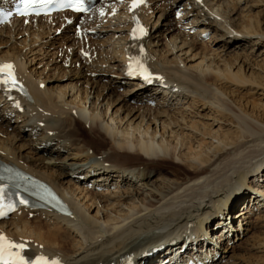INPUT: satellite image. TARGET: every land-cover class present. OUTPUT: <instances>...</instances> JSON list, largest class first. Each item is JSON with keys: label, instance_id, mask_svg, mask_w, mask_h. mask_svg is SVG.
Here are the masks:
<instances>
[{"label": "bare ground", "instance_id": "1", "mask_svg": "<svg viewBox=\"0 0 264 264\" xmlns=\"http://www.w3.org/2000/svg\"><path fill=\"white\" fill-rule=\"evenodd\" d=\"M250 2L144 0L133 8V0H97L105 10L84 20L66 14L1 27L0 63L14 65L30 96L0 87V160L52 184L74 214L21 209L0 222V234L33 257L63 264H143L160 254L152 249L169 243L173 251L175 241L227 210L213 220L226 233L215 230L207 242L212 261L264 264L261 255L251 261L233 246L220 248L264 224V122L245 111L237 93L264 91V62L247 67L216 49L197 52L207 47L206 32L224 49L241 46L240 36L251 49L259 45L264 29L254 27L262 21L248 15ZM178 8L189 20L181 30L170 16ZM134 58L157 75L153 85L129 75ZM57 73L67 85L48 86ZM167 160L185 172L161 173Z\"/></svg>", "mask_w": 264, "mask_h": 264}, {"label": "rangeland", "instance_id": "2", "mask_svg": "<svg viewBox=\"0 0 264 264\" xmlns=\"http://www.w3.org/2000/svg\"><path fill=\"white\" fill-rule=\"evenodd\" d=\"M250 4H253V5L250 7V9L248 11L250 13L248 15H251L252 17H258L257 15H260V17H258V19H259L258 21H262V23L260 25L261 27L260 26H257L256 22L255 23L253 22V21H256V20H253L252 22L254 23V27H256L258 29L260 28V30H263L264 29V25H263V22H264V0H251ZM248 12H246V14ZM170 16H171L172 20L175 18L174 15L172 16V14H170ZM173 23L176 24V26L178 25V22L177 21L174 22V20H173ZM177 29H178V27H177ZM260 33L263 34L261 31H260ZM211 35L213 37V33ZM237 39L241 41V46H232L231 45V46H229V48L227 47L225 49L222 47L223 44L222 45H219V41L217 42L218 44H216V43H214V44L213 43H209L211 41V39H210L208 41H205V42H207V47H206L207 49L204 48L203 51L200 52V50H199L197 52H198V54H201L202 55L203 52H207L208 51L210 53V51L212 49L213 50L216 49V50H219L220 51V52L219 51L218 52L221 55H226V56L227 55H234V56L231 57V58L234 57L233 60H236V61H239L240 59L241 60H245L246 62L244 61L243 63L247 67H249L248 64H251L253 62L254 63H256V62L263 63L264 62V55H263L264 54V51H263L264 50V38H262L259 41V43L260 42L261 43L259 45L255 46L254 49H251V48H249L247 46V43H246V40L247 39L245 37H241L240 36V37H237ZM257 39H259V38H257ZM164 41H163L162 47L167 49L168 46L165 44L166 41H165V43H164ZM164 45H165V47H164ZM216 47H218V48H216ZM166 49H164V50H166ZM234 52H235V54H234ZM77 68H79V66ZM59 75H62V74L57 73L56 75L54 74L53 76H51L50 80L49 79L47 80L48 86H51V87H57V86L64 87L65 85H67V83L69 82V79L66 77L65 79H63L61 81V80L58 79ZM54 78H56V79H54ZM63 81H64V83H63ZM57 82H58V84H56ZM65 82H66V84H65ZM104 83H107V81H104ZM123 89H125V87L118 89L117 90L118 91L117 93L118 94L123 93L122 92ZM237 91L236 92L239 94V96L241 97V99L243 101L244 100L246 101L245 102L246 108H244L245 111L250 116H252L253 119H256L257 121H260V122L263 123L264 122V109H261V110H259L258 108L257 109H253V105L252 104L258 103V104H260V106L261 105L264 106L263 105L264 104V91L263 90H258L257 88L251 89L250 87L248 89H245V90L244 89H238ZM237 93H236V95L238 96ZM235 99L236 100H239L240 98L236 97ZM239 101H237V102H239ZM176 102L177 101H175L174 104ZM247 102H248V104H247ZM202 112L205 113V114H207V111L205 112V110L202 111ZM212 117H214L213 114L211 115V118ZM57 126L61 127V129H64V127H62L61 125H57ZM78 128H80L79 131L82 132V133L80 132L82 135L79 134L80 140L83 139L82 142H84L89 137V133H88V131L86 129L83 128L82 123L81 124H78ZM10 131H12V129H10ZM94 135L97 137L98 140H100V138H101L100 136H98L96 133H94ZM158 170L161 173H163V174L164 173L171 174V173L177 172V171L185 172V169H184L183 166H181L179 164H175L174 162H171V161H168V160L167 161H164V162L160 161V166H159ZM253 193H255V191L250 192V194H253ZM240 209H236L232 213V215L230 216V218L232 220H236L234 218V215ZM254 212L256 214H258L257 213L258 211L255 210ZM218 216H219V214H218ZM217 217H215V218H217ZM243 227L244 226H236V225H234V227H233L232 224H231V228H234V229L235 228L236 229L237 228L243 229ZM246 228H250V227H246ZM235 240L234 241H231V242H233L232 245H231V242H229V243H227V241L224 242V244L220 245V248L226 249L227 246H233L235 248V254L236 255H242V254H243V256H246L247 255V258H249V257L252 258L251 261L252 260H256L257 258L260 259V255H261V259H262L261 261H264V224L262 222L258 226H254V227L251 226L250 231L248 233L247 232H244V234L241 235V239H235ZM258 243H261L260 245H262V246L260 247L259 250H256L254 248L259 245ZM217 252H220V251L217 249ZM230 258H231L230 259V262L231 263H234L233 261H237V259L235 257H233V256H231ZM215 259L216 260H213L211 264H215V263H219L220 262V261H217L218 258H215ZM228 260H229L228 258L223 259L220 264H226L228 262Z\"/></svg>", "mask_w": 264, "mask_h": 264}, {"label": "snow or ice", "instance_id": "3", "mask_svg": "<svg viewBox=\"0 0 264 264\" xmlns=\"http://www.w3.org/2000/svg\"><path fill=\"white\" fill-rule=\"evenodd\" d=\"M143 2H144V0H133L132 7L135 8V7H137L139 4H141ZM68 4H69V6H72V0H68ZM74 10L79 11L81 9L79 7H76V8H74ZM140 31H143V29H140ZM11 68H12L11 65H4L3 68L0 69V71L8 70L7 71V76L9 77L8 79L0 81V83L11 84L12 86H15L16 81H15V79L13 77V74L10 71ZM141 68H142V65H141ZM144 72H146V70H144ZM145 79H148L147 75H145ZM20 203H25V201L21 200ZM0 215H2V213H0ZM0 242H3V243H0V256H2L6 252L7 249L19 248V249L23 250V248H24V245H14L11 242H8L6 240V238L3 237V236H0ZM17 257L20 259V264H27V262H25L23 260V258H20L18 254H17ZM36 264H45V262L43 260V257H41L36 262Z\"/></svg>", "mask_w": 264, "mask_h": 264}]
</instances>
